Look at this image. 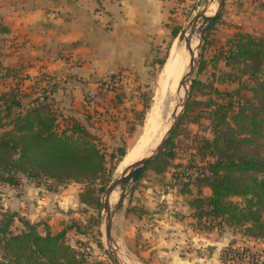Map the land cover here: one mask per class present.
<instances>
[{"label": "crops", "instance_id": "obj_1", "mask_svg": "<svg viewBox=\"0 0 264 264\" xmlns=\"http://www.w3.org/2000/svg\"><path fill=\"white\" fill-rule=\"evenodd\" d=\"M189 2L0 0V23L9 30L0 34L5 40L0 61L30 75L33 84L38 79L41 87L56 83L57 109L80 121L105 146L106 138L119 140L121 126L132 123L138 89L173 38ZM214 27L227 30L228 38L238 31L264 37V0L225 1ZM113 76L122 80L121 89L104 85L111 90L107 92L103 83ZM147 172L121 211L123 244L139 264H223L225 248L254 244L256 239L232 228L198 232L174 173L166 174L169 183L160 186ZM74 184L58 190L25 180L17 187L3 184L0 213H17L43 235L58 234L69 220L80 218ZM15 228L22 230L24 224L16 220Z\"/></svg>", "mask_w": 264, "mask_h": 264}, {"label": "trees", "instance_id": "obj_2", "mask_svg": "<svg viewBox=\"0 0 264 264\" xmlns=\"http://www.w3.org/2000/svg\"><path fill=\"white\" fill-rule=\"evenodd\" d=\"M181 31L174 28L173 38ZM8 32L0 24V34ZM219 62L230 70L225 76L236 88L221 92L198 79L194 91L201 85L210 87L211 97L204 103L191 99L182 120L199 124L207 116L214 134L213 138L191 139V149L202 160L200 167H193L200 172L193 182L210 189L211 195L204 197L200 192L190 205L198 219L217 221L221 226L243 230L249 238L264 239V37L236 32L210 60H201L198 74L209 64L217 69ZM158 63L164 66L165 61ZM121 86L109 88L118 91ZM56 89L57 84L49 82L30 96L20 87L0 94V186L17 187L24 180L40 185L46 181L56 186L73 182L96 186L102 179L106 158L100 139L76 118L57 109L53 98ZM198 105L203 106L192 117ZM145 110L140 113L143 117ZM176 135L165 155L148 171H166L173 166ZM118 154L123 159L125 149L120 148ZM105 190L103 186L99 192ZM80 203L102 209L93 188L80 195ZM16 220L24 224L22 230L15 228ZM0 264L104 263H90L67 243L65 230L43 235L37 225L17 213L1 212Z\"/></svg>", "mask_w": 264, "mask_h": 264}, {"label": "rangeland", "instance_id": "obj_3", "mask_svg": "<svg viewBox=\"0 0 264 264\" xmlns=\"http://www.w3.org/2000/svg\"><path fill=\"white\" fill-rule=\"evenodd\" d=\"M191 1L192 2H189L186 6H184V8H182V10H184V13H181V15L179 16L180 19L177 20V25L175 26V28L182 29V31L186 29L188 27L189 22L193 19L196 13L203 6L205 0H191ZM0 24L4 25L3 23ZM227 32H228L227 30L221 31V30H217V28L214 29V26L206 32L205 41L202 45V49L200 50L201 52H199V56H200L199 64L194 74L195 82L198 79H201L204 82V84L211 86L213 90L217 89L221 92L232 91L233 89L236 88V84L229 81V79H227V77L225 76V73H228L230 70L224 66V63L219 62L217 69H214L212 67V64H209L208 68H206L205 72L201 75L198 74V68L203 58H205L206 60H210L214 56L215 51H217L218 48L224 46L227 43V40L229 39ZM207 37L209 39H207ZM4 42L5 40L0 38V45L4 44ZM178 44H180L179 37H177L176 39L174 38L171 39L170 43L164 49L163 53L159 55L160 58H158L155 61L154 67L150 71L147 82L144 84V86H140V88L138 89L139 99L136 101L137 102L136 114L140 115V113H142L145 110V107H147V109L145 110V117L141 115L137 117L138 115L136 116V114L134 115L132 114L133 115V116L131 115V119H133L132 123L129 122L126 124V126L124 123L123 126H121L120 128L121 136L119 140H114V138H109V139L106 138L105 146H102V152L106 158V166H105V171L102 175V179L99 180L96 186L85 183L74 184L75 182L67 184V185L74 184V187L77 188V191L79 192V202H80V195L88 194L89 190L93 188L95 189V196L100 198V203L102 204V209L100 210L97 208L96 205L88 206L80 203V208L77 211V213H79L80 215L79 220H75V219L69 220L68 224L64 228V230L66 231L67 243L75 247L80 253L84 254L90 263L101 262L104 264H115L107 250L105 244V234L102 228V222L104 216V206H103L104 197L108 187L124 171L125 168L123 169L120 168L124 163V161H126V158L128 156L127 154L132 152V150L138 145V142L142 136L143 127L147 115L156 106L157 103L156 99L158 95L161 75L165 68L164 66H161L158 62L165 61L164 65H166L167 63L166 61L169 58L171 49ZM3 56L4 53L0 52V60L2 59ZM213 73H215V75ZM29 77L31 76L23 72L21 69L7 68L3 66V64L0 61V94L5 91H9L13 87H20V89H22V91L28 94L29 96L34 95L39 91L41 87L38 84V81L40 79L37 80V84H38L37 85V84H33V81L28 79ZM104 85L106 84L103 83L104 90H108L107 92H110L111 90L107 89ZM212 89L210 87L201 85L200 88L197 89V91H194L193 89L191 99L199 103L200 102L204 103L207 101V99L211 97V95L209 94L212 91ZM246 95H250V94L246 93ZM213 99L216 100L217 99L216 96H214ZM202 106L203 105L201 106L198 105L194 107V109L191 112L192 117L199 113V110L201 109ZM171 118H172V114L169 118L170 120H168V123L162 126L160 135L164 132L167 133L169 127L171 126ZM181 123L178 129L176 130L177 135L174 138L173 145L174 148L176 149L177 159L173 162L172 164L173 166L166 171H160L158 169L149 170L146 174L154 175L155 183L160 185L164 183L165 184L169 183V181L167 180L168 176L166 174H169L170 172L174 173L173 176L174 178H176V182L174 183L179 186L180 193L186 194L185 205L191 208L190 209L192 216L191 223H193V225L198 230V232H210L214 228L219 230H222L225 227L231 228L225 225L221 226L217 221H210L207 220L206 218L198 219L193 215L194 210L190 205L191 201L195 197H197L200 192H202L203 196L205 197L204 193L208 191L206 190L208 188H200L197 184L193 182L194 180L183 178L184 176L182 174V171L185 170L186 168L190 169L193 167H200L202 165V160L200 156L194 154L193 149H191L192 147L191 139L200 138V137L213 138L214 134L211 127V121L207 119V116L206 118H203L199 124H193L189 120H185L183 122L181 121ZM120 148L125 149L126 152V155L123 159H121V157L118 154V150ZM151 152L150 151L145 152L140 158H138V160L146 155H149ZM151 165L149 167H151ZM156 175H160V176L156 177ZM42 185H46L47 188L49 187V185H51L52 190L53 189L58 190L59 187L66 186V185L56 186L55 184H48L46 183V181H42ZM103 186H106V190L103 194H101L99 190ZM117 191L120 192V189L118 188ZM111 203H112V199H111ZM232 229L237 233L241 234L242 237H245L243 230L235 229V228ZM114 235L120 247L136 262V264H139L138 261H136L135 255H133L123 244L121 211L118 212L115 217ZM241 248L247 249L252 253L262 254L264 256V239H256L254 240V244L251 245L240 244L237 247L235 246L232 248L229 246L225 248V250L222 253L223 264H253L254 262L252 261V259L246 261L244 260L241 263H233L227 261L228 258L226 256L227 255L226 253H228L232 249L237 250Z\"/></svg>", "mask_w": 264, "mask_h": 264}, {"label": "water", "instance_id": "obj_4", "mask_svg": "<svg viewBox=\"0 0 264 264\" xmlns=\"http://www.w3.org/2000/svg\"><path fill=\"white\" fill-rule=\"evenodd\" d=\"M212 0H205L201 9L196 13L193 19L189 22L188 27L184 29L179 34L180 42L186 41V53L189 57L188 63L185 65L184 75L182 76L179 87L178 94L180 90L184 88V97L180 102L181 110L178 112L179 105L173 115L172 124L166 133L164 139L156 147V149L151 153V155L142 158L141 160L127 166L121 175L108 187L105 197H104V216L102 222V228L105 234V244L107 250L113 259L115 264H134L136 263L118 244L114 235V221L116 214L123 210L125 207V202L128 197L131 196L135 190L137 184L142 179L144 172L149 168L151 164L156 162L161 158L168 146L172 137L174 136L176 130L180 126V123L185 116L191 95L194 89L195 79L194 74L199 64V52L202 49V45L206 38V32L211 29L215 23L219 20L224 5L225 0L218 1V9L214 15L207 16L206 13L210 7ZM189 33V36L187 34ZM194 35L199 36V43L196 49H192V39ZM120 189V195L117 203L113 206L111 204V197L113 193Z\"/></svg>", "mask_w": 264, "mask_h": 264}, {"label": "bare ground", "instance_id": "obj_5", "mask_svg": "<svg viewBox=\"0 0 264 264\" xmlns=\"http://www.w3.org/2000/svg\"><path fill=\"white\" fill-rule=\"evenodd\" d=\"M217 9H218V1L212 0L206 15L207 16L214 15ZM188 36L189 33L187 34L186 37ZM198 43H199V36L194 35L191 44L192 49L195 50L196 47L198 46ZM188 61H189V57H187V53H186V41L184 40L180 42V44L174 46L170 51L169 58L165 65L164 71L161 75L158 95L156 99L157 102L156 106L147 115L143 127L142 136L138 142V145L132 150V152L127 154L128 156L126 158V161H124L120 169L126 168V166L132 165L133 163L141 160L142 158L151 155V153L164 139L166 133L162 131L164 133L160 135L161 128L163 125L168 123L171 114H172V118H171V124H172L173 115L176 111V108L184 97V93H185L184 88H182L180 90V93L178 94V87H179V82L182 76L184 75L185 65L188 63ZM180 110H181V106L179 105L178 112ZM147 151L150 152L152 151V152L149 155H146L138 160V158H140ZM117 190L115 191V193H113V196L111 197L112 205H114L119 199L120 192Z\"/></svg>", "mask_w": 264, "mask_h": 264}, {"label": "built area", "instance_id": "obj_6", "mask_svg": "<svg viewBox=\"0 0 264 264\" xmlns=\"http://www.w3.org/2000/svg\"><path fill=\"white\" fill-rule=\"evenodd\" d=\"M47 80V78H45ZM105 86L107 88L109 87H118L122 84V80L119 79V77H109L108 79L105 80ZM110 89V88H109ZM182 174L185 179H191L194 180L200 175V172L195 169V168H186L185 170L182 171ZM228 262H233V263H241L242 261L246 260H251L254 262L253 264H263L264 263V256L262 254L258 253H252L251 251L241 248V249H232L228 253H226Z\"/></svg>", "mask_w": 264, "mask_h": 264}]
</instances>
